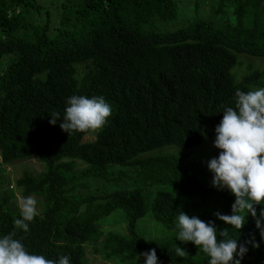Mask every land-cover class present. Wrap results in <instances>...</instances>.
<instances>
[{
  "label": "trees",
  "instance_id": "trees-1",
  "mask_svg": "<svg viewBox=\"0 0 264 264\" xmlns=\"http://www.w3.org/2000/svg\"><path fill=\"white\" fill-rule=\"evenodd\" d=\"M180 3L60 0L51 24L37 0H0V162L34 157L43 165L14 180L21 196H42L29 231L15 228L20 212L4 194L0 237L15 231L29 253L68 255L70 264H90L85 244L121 264L151 249L160 264H208L200 248L176 239L182 211L213 221L218 241L225 228L238 244L254 237L259 248L248 244L241 264H264V240L250 214L240 230L193 214L197 203H209L230 215L235 197L212 187L210 171L200 175L191 151L215 140L237 89L264 88V0H209L203 15L199 0L190 4L192 14ZM72 95L103 96L111 106L92 140L82 141L91 130L59 127ZM53 113L60 120L50 124ZM165 147L173 149L160 151ZM90 180L112 187L91 191ZM114 210L126 220L125 233L101 238L96 223ZM145 215L167 234H139L135 223ZM176 246L188 255L177 257Z\"/></svg>",
  "mask_w": 264,
  "mask_h": 264
},
{
  "label": "clouds",
  "instance_id": "clouds-1",
  "mask_svg": "<svg viewBox=\"0 0 264 264\" xmlns=\"http://www.w3.org/2000/svg\"><path fill=\"white\" fill-rule=\"evenodd\" d=\"M234 100L235 106L224 109L222 119L214 129L213 144L220 151L207 162V167L212 173V187L229 191L235 200L230 215L219 212L214 215L240 230L246 223V214H250L264 240V88L248 92L237 89ZM66 104L63 119L60 120L59 113H53L49 123L62 121L59 127L67 133L102 129L112 114L111 106L103 96L72 95ZM17 205L20 218L14 220V226L27 233L29 223L39 214L37 200L33 196H20ZM256 205L262 206L259 215ZM176 219L175 227L179 230L176 239L192 242L200 248L209 257L208 264H241L248 252V244L259 248L254 237L238 244L227 228L219 232L222 239L218 241L213 221L206 223L182 211ZM175 252L177 257L188 255L178 246ZM140 257L144 258V264H158L155 249L136 254V262ZM0 264H70V257L62 255L58 259H49L29 253L13 231L0 237Z\"/></svg>",
  "mask_w": 264,
  "mask_h": 264
},
{
  "label": "rangeland",
  "instance_id": "rangeland-1",
  "mask_svg": "<svg viewBox=\"0 0 264 264\" xmlns=\"http://www.w3.org/2000/svg\"><path fill=\"white\" fill-rule=\"evenodd\" d=\"M44 9H47L50 14L51 24H55L58 21V3L60 0H37ZM193 0H181L183 11L185 14H192V8L190 4H192ZM200 6L197 9V12L201 15L206 13L208 9V2L209 0H199ZM6 60H3L5 63ZM264 64V62H263ZM94 137V131L85 134L82 137V141H89L92 140ZM214 141H208L200 146L194 148L192 151V161L194 162L195 166L198 167L197 171H200V175L209 171L207 167V162L213 158L218 156L219 151L217 148L214 147ZM173 149L172 147H165L162 148L160 151H168ZM81 167V166H80ZM0 168L2 169V175L4 177V183L0 186V197L4 194H10L12 196L11 200L9 201V205L12 209H18L17 199L20 197L19 188L15 186L14 180L20 176L22 171H26L32 175H36L38 172L41 171L43 168L42 163H40L36 158L32 157L23 161H16L10 165H3L0 162ZM193 170V169H192ZM208 180L212 173H206ZM96 181H89L88 189L91 191H102L105 189H109L112 187L110 184H100L98 183L97 186ZM97 188V189H95ZM37 200V211L40 208V203L42 202V196H34ZM208 213L210 215H214V213L218 212V206L209 204V203H197L196 207L193 211L194 215H199L201 213ZM125 223L126 220L120 210H114L111 214L106 216L105 218L97 221V227L101 231V238L104 237V234L108 231H115L119 232V234L125 233ZM136 229L139 234L146 238H160L166 235L165 228L156 220L151 218L148 215H145L139 219H137L135 223ZM96 249L101 247L100 243L95 245ZM85 253L86 259L90 264H121L116 263L114 261H105L101 258V254H94L91 250V245L85 244ZM134 264H144V258H141L135 262ZM160 264V263H158Z\"/></svg>",
  "mask_w": 264,
  "mask_h": 264
}]
</instances>
